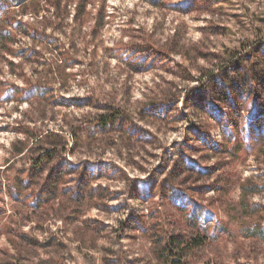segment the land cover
Listing matches in <instances>:
<instances>
[{
	"label": "rangeland",
	"instance_id": "obj_1",
	"mask_svg": "<svg viewBox=\"0 0 264 264\" xmlns=\"http://www.w3.org/2000/svg\"><path fill=\"white\" fill-rule=\"evenodd\" d=\"M182 1L32 0L6 11L17 30L0 46V227L15 230L19 248L2 235L0 264H160L149 238L133 229L153 223L160 238L183 226L167 186L193 193L225 185L197 198L223 211L235 207L238 183L249 182L257 192L247 202L264 205V153L211 149L224 145L222 127L185 99L199 82L208 93V76L237 54L245 59L253 49L248 63L264 61V0H215L212 13ZM155 105L166 115L146 112L155 107L160 116ZM263 109L264 101L261 119ZM114 111L121 123L94 139L86 121ZM49 131L63 139H55L58 155L35 168L53 151L54 138L36 143ZM66 161L78 173L56 181ZM189 163L211 173L196 180ZM90 169L99 175L88 174L80 189L103 198L70 202L72 178ZM29 173L34 184L23 190ZM216 217L228 221L227 233L194 264H264L263 243L244 240L235 217Z\"/></svg>",
	"mask_w": 264,
	"mask_h": 264
},
{
	"label": "trees",
	"instance_id": "obj_2",
	"mask_svg": "<svg viewBox=\"0 0 264 264\" xmlns=\"http://www.w3.org/2000/svg\"><path fill=\"white\" fill-rule=\"evenodd\" d=\"M30 1L32 0H0V46H6L7 43L11 42L13 40L12 33L17 30L15 23L10 19L9 15L6 14V11L16 6L25 5ZM159 1L161 0H152L155 4H158ZM211 1L216 3L215 0ZM214 3L208 0L182 1V4L185 6L192 5L193 9L202 8L209 13L217 10V3ZM254 52L255 50L250 49L241 55L247 56L245 59L243 57L242 59H240V57L236 58L237 54L233 59L229 58L227 64L213 71L210 76L206 75L208 76L207 84L211 85L208 93L203 91L204 88L203 86L201 87L202 82L192 86L191 89H187L185 92L186 102H189L191 107L203 113H206V110H208L206 114H209V117L213 118L215 122L222 127L221 131L225 137V141L222 143L224 145L221 147L220 145H216L211 149L218 151L219 149L226 150L233 156L240 154L243 149L248 151L251 150L252 152L255 151L258 153V156L264 153V119L258 117L261 111L260 104L264 101V97L261 96V91L264 93V61L256 60L255 66L249 64L247 61L248 57L252 56ZM9 54L17 57L25 55L23 51H14V53L11 52ZM155 106L158 112H161L160 116L157 111H154L155 107H149L146 109V112H153L157 117L166 115L165 111H163L165 110V106ZM119 114V112L114 111L109 115L102 114L96 116L93 122L86 121V124L92 126L91 132L89 131L91 136H94V139H99L100 135L112 132V128L117 126L116 122L119 121L121 123L122 121ZM72 135L76 137V139L78 136H81L80 132L77 133L76 131H74ZM198 135L203 137L205 133L202 129H199ZM60 138L61 136L57 132L49 131L42 136L40 140L36 141V143H40L46 139H51V141L53 140L54 142V146L51 154L42 155L41 159L36 163L37 165L35 168H41L44 161H53L57 157L60 144L55 141V139L62 141L63 139ZM228 142L231 143L229 147L227 145ZM24 150L25 147L19 149L17 154L22 155ZM67 163V167H62V165H60L62 162L59 163L60 168H56L58 172L56 181L65 180L69 176L78 173L75 170L78 168L76 166L77 164ZM189 164L184 165L185 171L190 174H198L196 180H200V177L211 173V169H198V167ZM97 172H99V170L90 169L88 173L84 171L80 173V176L72 178L74 182H76V185L72 188L70 202L87 201L90 203L91 198L101 201L103 197H94L91 189H89V191H82L80 189L81 185L84 183L87 187L89 185L88 183L91 182L89 181L90 177L87 175L91 173L99 175ZM34 176L35 174L31 173L27 175L26 181L21 183L23 184L22 186H24L23 190L31 188L34 184L32 182ZM172 186V189L167 186L164 196L167 197L174 206L173 210L175 211L173 212L177 214V218L174 220L182 221L183 226L175 228L174 232L171 231L160 238L157 237L153 223L141 221L142 228L135 227L133 229L135 231H143V235L149 238L150 242L155 247L154 254L160 264H194L196 254H198L201 249L214 244L227 233L228 221L224 222L221 220L220 223H218L216 215L220 214L227 215L229 220L235 217L239 229L238 234H240L242 238H245L244 240H253L264 244V205H251L246 200L249 194L257 192L255 184L249 182L238 183L241 194L236 201L235 207L229 208V210L224 209L223 211L217 210V208L210 204H200L197 198L199 194L203 195L204 192L210 190L223 193L227 188L225 185H207L204 183L202 185L193 186L191 189L197 196L194 192L186 193L178 184ZM77 187L78 190H76ZM9 195L10 197H18V195H14L11 191H9L8 196ZM35 195L36 193L32 196ZM107 200L110 201L113 199L107 198ZM37 201H40V197ZM37 201L35 199L33 204ZM0 208L4 210L3 207L0 206ZM80 210L81 207L73 208L74 215ZM14 231L15 230L10 229L9 226L3 225L0 227V237L3 235L10 246L19 248V245L16 244L17 237Z\"/></svg>",
	"mask_w": 264,
	"mask_h": 264
}]
</instances>
